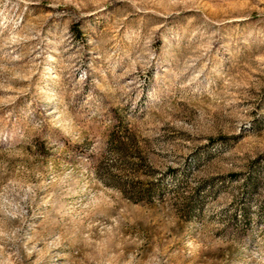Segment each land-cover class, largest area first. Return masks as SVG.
I'll list each match as a JSON object with an SVG mask.
<instances>
[{
	"label": "rangeland",
	"instance_id": "374dc122",
	"mask_svg": "<svg viewBox=\"0 0 264 264\" xmlns=\"http://www.w3.org/2000/svg\"><path fill=\"white\" fill-rule=\"evenodd\" d=\"M0 264H264V0H0Z\"/></svg>",
	"mask_w": 264,
	"mask_h": 264
}]
</instances>
